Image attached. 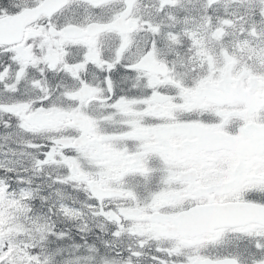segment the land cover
<instances>
[{"label": "snow or ice", "instance_id": "snow-or-ice-1", "mask_svg": "<svg viewBox=\"0 0 264 264\" xmlns=\"http://www.w3.org/2000/svg\"><path fill=\"white\" fill-rule=\"evenodd\" d=\"M0 264H264V0H0Z\"/></svg>", "mask_w": 264, "mask_h": 264}]
</instances>
